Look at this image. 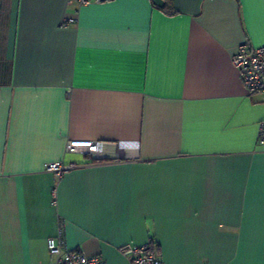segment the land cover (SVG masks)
Instances as JSON below:
<instances>
[{
	"label": "crops",
	"instance_id": "1",
	"mask_svg": "<svg viewBox=\"0 0 264 264\" xmlns=\"http://www.w3.org/2000/svg\"><path fill=\"white\" fill-rule=\"evenodd\" d=\"M163 1L0 0V264H51L59 230L104 264H264V105L231 63L264 0Z\"/></svg>",
	"mask_w": 264,
	"mask_h": 264
},
{
	"label": "built area",
	"instance_id": "2",
	"mask_svg": "<svg viewBox=\"0 0 264 264\" xmlns=\"http://www.w3.org/2000/svg\"><path fill=\"white\" fill-rule=\"evenodd\" d=\"M109 1L111 0H69V5L79 9L83 6L98 5ZM69 22L73 23L75 20L69 19ZM231 63L247 94H259L264 105V46H239L231 58ZM257 143L264 144V120L257 125ZM65 152L87 154L93 161L106 160L108 157L103 147L95 142H69ZM71 167L72 165L64 163H46L43 166L44 171L52 173L56 179H59L62 173ZM61 237L62 231L59 230L56 238L47 239V250L52 258L51 264H104L98 257H88L81 252L64 249ZM118 252L128 258L131 264H162L156 254L146 252L145 248L125 245L119 248Z\"/></svg>",
	"mask_w": 264,
	"mask_h": 264
},
{
	"label": "trees",
	"instance_id": "3",
	"mask_svg": "<svg viewBox=\"0 0 264 264\" xmlns=\"http://www.w3.org/2000/svg\"><path fill=\"white\" fill-rule=\"evenodd\" d=\"M162 10H163L164 12H166V13H169V14L172 12V11H171V8H170L167 4H165V5L163 6ZM154 248H155V247H153V245H150V246H148L147 249H145V250H146V252L153 253V252H155ZM155 253H156V252H155Z\"/></svg>",
	"mask_w": 264,
	"mask_h": 264
},
{
	"label": "water",
	"instance_id": "4",
	"mask_svg": "<svg viewBox=\"0 0 264 264\" xmlns=\"http://www.w3.org/2000/svg\"><path fill=\"white\" fill-rule=\"evenodd\" d=\"M152 2L158 8H162L163 5H164V1L163 0H152Z\"/></svg>",
	"mask_w": 264,
	"mask_h": 264
}]
</instances>
